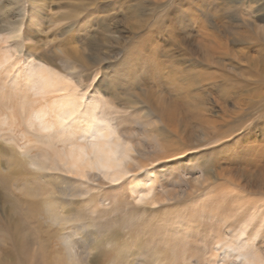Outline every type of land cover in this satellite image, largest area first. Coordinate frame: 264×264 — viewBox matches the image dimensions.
<instances>
[{
    "label": "rangeland",
    "instance_id": "obj_1",
    "mask_svg": "<svg viewBox=\"0 0 264 264\" xmlns=\"http://www.w3.org/2000/svg\"><path fill=\"white\" fill-rule=\"evenodd\" d=\"M124 1L135 14L122 0L91 12L86 0H0V57L10 58L0 72L11 71L1 90L28 108L21 88L37 87L36 66L47 65L78 87L66 131L95 113L129 156L113 181L36 169L23 127L3 117L1 135L16 143L0 139V264H264V0ZM179 14L178 36L154 27ZM127 58L142 72L133 94L163 122L142 102L126 106V87L110 90ZM203 65L216 75L201 84Z\"/></svg>",
    "mask_w": 264,
    "mask_h": 264
},
{
    "label": "bare ground",
    "instance_id": "obj_2",
    "mask_svg": "<svg viewBox=\"0 0 264 264\" xmlns=\"http://www.w3.org/2000/svg\"><path fill=\"white\" fill-rule=\"evenodd\" d=\"M99 1L100 0H86V11L87 12L93 11L94 8L97 7L96 5L100 3ZM127 5L128 4L124 0H122V2L120 3V7L123 9H126L127 13L131 15L135 14L137 9L134 8L135 9L134 10L133 6L127 7ZM177 16L178 15L170 16L169 20L165 24H162V18L161 20L158 19L156 21L157 23L155 22L154 27H156V30L159 32H165L164 30L165 27H168V30L170 31V34L172 36L174 35L178 36L183 31L181 30L182 23L179 24L180 21H183V17H182L183 15L181 16L179 14L180 18ZM203 55H206V54L204 53ZM9 60L10 58L8 55H6V57L4 56L3 58L0 57V67H2L4 63ZM193 61H195V59ZM196 61L197 63H199V61H201V57L198 56ZM62 63H63L64 69L66 70L71 69L73 70L72 72H74V69L78 68V65H76V63L71 62L69 60L63 61ZM210 64L212 63L210 62ZM13 66H15V64H13ZM36 67L37 68L35 70L36 71L38 70L37 76L39 79L38 86L34 87L30 85L28 91L24 88H21L22 89L21 92L24 94V95H21L23 96V99L25 100V99L30 98V106L28 108L21 101L19 105L16 104L13 98L12 99L9 98L10 94H7L6 92L4 93V91L1 90L0 88V139H7V142L5 143H9V142L16 143L15 138L11 136L9 137L7 135H1L2 132L4 131V128L1 127V124H2L1 120L4 119L3 117L13 118L14 121L17 122V125H16L17 129L20 127H23V129H20L19 132H22L23 137L27 138L28 141H30L31 144L33 145L30 150L37 151L36 154H34L33 153L34 151H32L33 153L32 155L28 154L30 153L29 151H26L23 154V156L27 160L26 163H29L31 167H34L36 169H41V170H48V169H51V167H54L55 169L66 168L70 173L77 174V175L80 174L84 178L87 177L88 179H90L89 176L92 173H95V171H103L106 179L111 180V181L119 179L123 175L120 169L124 165L126 160L129 159V156L126 151L123 153L121 152L122 154L120 153L121 144L118 142L119 138H116V139L113 138V134H114L113 129L111 130L108 126L95 123V120H97V116L95 113H93L92 114L93 116L90 119L86 120L83 124L81 121L76 123V120L73 119L72 120V123L74 124L73 127H71L69 131H66V127H68L67 121H69V119H71L75 115V112L78 109V105H77L78 100H79L78 96H80V94L77 95V92H76L78 87L72 90L71 87L69 88V86L66 85V82H64V84L60 83V81H58L57 79V77L59 78L60 74H58L56 70L55 71L51 70L49 67H47V65H44L41 63V64H38ZM135 67H137L136 61L130 58L125 59L122 62V68L126 71V80L121 81V82L117 79L113 80L111 83L110 90L113 93H116L117 90L120 89L118 86L126 87L125 92H126L128 100L125 101V105L139 112V107L137 103L142 104L143 102L142 100L140 101L138 98L135 97V95L133 94V90L136 88L135 86L139 82H141L142 72L140 71V69L137 70V68ZM165 72H168V70H166ZM10 73L11 71L9 70V68H7L5 71L0 72V78L2 79L5 76L4 74H6V77H7V75H9ZM194 73H196L194 78H197L198 82L201 84L202 82H205L206 80L205 77L214 79L216 75L213 72L207 71L204 65H203V68L198 67L196 69V72L194 71ZM5 81H6V78L4 77V79L2 80L3 84L6 83ZM63 81L65 80H62L61 82ZM173 88H176V86ZM29 90H33L32 94L29 92ZM7 91L9 92V90ZM13 95L15 96L14 93ZM177 96H178V93H177ZM19 99L20 98H18V100ZM115 99H117L116 95H115ZM143 104L147 105L146 103H143ZM154 106L150 104L151 108H149V106L147 105L145 106V109L148 112V114L150 113V115L153 116V118L155 119L154 120L155 122L157 123L163 122V121H159L158 117H156V114L158 113V109L157 107H154ZM96 107L94 111L96 110ZM185 108H187V106ZM165 111H171V110L167 109V110H164V112ZM164 114H162L163 117L165 116ZM165 117H168V116H165ZM15 118H18V120H16ZM21 119H24V120L22 121ZM22 123H24V125L26 124V126H24ZM11 125L8 126L9 127L8 131L10 133L16 132L17 130L14 129V127H10ZM123 133L124 132H122V134ZM82 135L85 136L84 139H82ZM5 147H6L5 144L0 145V162L2 161L4 157L9 155L6 153ZM49 149H51L54 153L52 156L50 155L51 150L49 151ZM16 164L19 165L18 162ZM5 180L7 179H5L3 176H0V182H5ZM21 187L20 189H24L23 187L22 188ZM24 191H25V195L27 194L28 196H33V190L29 188L28 186L26 187V190L24 189ZM46 194H49V190L46 191ZM31 203L32 202L28 204L30 208H32V205H33V203L32 204ZM20 245L21 243H19V248L21 247L20 250L22 253L24 251L22 247H24L25 245L24 244H22L23 246H20ZM17 248H18V245H17ZM67 248H70V247H67ZM5 254L6 253L4 252V257H6ZM15 264H27V261H19ZM64 264H89V263H84V262L78 263L76 262L75 259L69 258L68 261Z\"/></svg>",
    "mask_w": 264,
    "mask_h": 264
}]
</instances>
